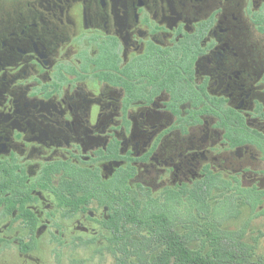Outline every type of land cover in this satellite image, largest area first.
<instances>
[{
  "label": "flooded vegetation",
  "instance_id": "af4514ba",
  "mask_svg": "<svg viewBox=\"0 0 264 264\" xmlns=\"http://www.w3.org/2000/svg\"><path fill=\"white\" fill-rule=\"evenodd\" d=\"M223 181L264 193V0H0V242L22 264L44 237L110 242L126 183Z\"/></svg>",
  "mask_w": 264,
  "mask_h": 264
},
{
  "label": "rangeland",
  "instance_id": "374dc122",
  "mask_svg": "<svg viewBox=\"0 0 264 264\" xmlns=\"http://www.w3.org/2000/svg\"><path fill=\"white\" fill-rule=\"evenodd\" d=\"M197 192V191H196ZM247 193H239L230 183L218 182L212 189L196 195L191 192L182 197L151 195L142 197L143 205L152 212L168 214L177 230L197 246L206 237V229L217 228L233 233L236 240L248 244L253 251L264 258V205L252 206ZM6 221L0 220V226ZM203 231V232H201ZM212 231V230H210ZM132 238L140 240L147 235L144 229L132 227ZM44 237L32 251L34 259L29 264H136L135 257L128 263L121 260L122 253L109 241L94 242L88 246L76 243H54ZM19 246L12 242H0V264H22Z\"/></svg>",
  "mask_w": 264,
  "mask_h": 264
},
{
  "label": "trees",
  "instance_id": "16d2710c",
  "mask_svg": "<svg viewBox=\"0 0 264 264\" xmlns=\"http://www.w3.org/2000/svg\"><path fill=\"white\" fill-rule=\"evenodd\" d=\"M214 182L201 187L196 195L212 189ZM223 184H227L223 181ZM127 188L124 208L119 204L115 205L117 218L115 234L110 240L112 246L121 251L123 260L135 257L136 264H264V258L258 256L251 246L236 240L233 233L223 232L217 228L206 229L203 242L197 246L191 245L190 239L177 230L173 221L165 212H152L143 201L133 199ZM239 193H247L251 198L252 206L256 208L264 205V193H251L249 190L237 186ZM152 199L151 196H148ZM169 197H182V195H171ZM115 203H111L113 205ZM120 212L124 214V227L120 225ZM144 229L147 235L140 240L132 238V227ZM122 229L125 231L122 232ZM212 230V231H210ZM135 264V263H133Z\"/></svg>",
  "mask_w": 264,
  "mask_h": 264
}]
</instances>
